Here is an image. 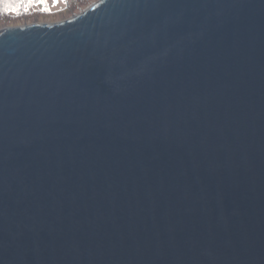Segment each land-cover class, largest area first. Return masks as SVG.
<instances>
[{"label":"water","instance_id":"water-1","mask_svg":"<svg viewBox=\"0 0 264 264\" xmlns=\"http://www.w3.org/2000/svg\"><path fill=\"white\" fill-rule=\"evenodd\" d=\"M0 264H264V0L0 31Z\"/></svg>","mask_w":264,"mask_h":264},{"label":"trees","instance_id":"trees-1","mask_svg":"<svg viewBox=\"0 0 264 264\" xmlns=\"http://www.w3.org/2000/svg\"><path fill=\"white\" fill-rule=\"evenodd\" d=\"M78 0H0V20L25 21L35 18L61 13L76 5ZM38 16V17H39Z\"/></svg>","mask_w":264,"mask_h":264},{"label":"rangeland","instance_id":"rangeland-1","mask_svg":"<svg viewBox=\"0 0 264 264\" xmlns=\"http://www.w3.org/2000/svg\"><path fill=\"white\" fill-rule=\"evenodd\" d=\"M100 0H78L76 5L70 7V9H65L59 14L44 16L41 17L36 15L35 18H31L25 21H17V20H0V31L6 30L9 28L23 27V26H32V25H45V24H57L69 19L76 17L81 14L83 11L90 8L92 5L96 4ZM39 16V17H38Z\"/></svg>","mask_w":264,"mask_h":264},{"label":"snow or ice","instance_id":"snow-or-ice-1","mask_svg":"<svg viewBox=\"0 0 264 264\" xmlns=\"http://www.w3.org/2000/svg\"><path fill=\"white\" fill-rule=\"evenodd\" d=\"M38 2H40V3H43V2H44V0H38Z\"/></svg>","mask_w":264,"mask_h":264}]
</instances>
